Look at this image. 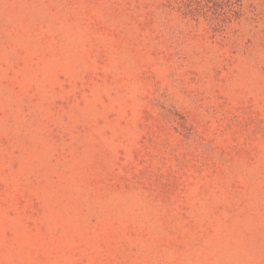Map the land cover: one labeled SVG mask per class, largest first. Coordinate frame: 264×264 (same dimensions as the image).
Listing matches in <instances>:
<instances>
[{"label":"rangeland","instance_id":"rangeland-1","mask_svg":"<svg viewBox=\"0 0 264 264\" xmlns=\"http://www.w3.org/2000/svg\"><path fill=\"white\" fill-rule=\"evenodd\" d=\"M0 0V264H264V0Z\"/></svg>","mask_w":264,"mask_h":264},{"label":"trees","instance_id":"trees-1","mask_svg":"<svg viewBox=\"0 0 264 264\" xmlns=\"http://www.w3.org/2000/svg\"><path fill=\"white\" fill-rule=\"evenodd\" d=\"M223 8V13L228 19L233 18L236 15V4L232 3L230 0H218Z\"/></svg>","mask_w":264,"mask_h":264}]
</instances>
